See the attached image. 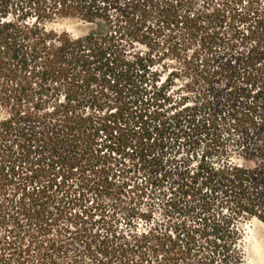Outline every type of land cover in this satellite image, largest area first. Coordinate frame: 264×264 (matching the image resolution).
I'll return each mask as SVG.
<instances>
[{"label": "trees", "instance_id": "1", "mask_svg": "<svg viewBox=\"0 0 264 264\" xmlns=\"http://www.w3.org/2000/svg\"><path fill=\"white\" fill-rule=\"evenodd\" d=\"M198 1L50 0L44 21L109 23L73 39L5 20L0 0V264H244L238 223H264V23L201 35L178 101L120 42L143 12L190 42L214 14ZM86 103L115 113L79 115Z\"/></svg>", "mask_w": 264, "mask_h": 264}, {"label": "rangeland", "instance_id": "2", "mask_svg": "<svg viewBox=\"0 0 264 264\" xmlns=\"http://www.w3.org/2000/svg\"><path fill=\"white\" fill-rule=\"evenodd\" d=\"M49 1L7 0L8 15L5 17V20H15V22L26 25L29 28L40 26L45 31L57 35L67 33L73 39L82 37L90 31L103 32L109 26L107 21L97 20L96 23H88L76 17H57L53 20L44 21V15L50 6ZM205 2L208 7V14L211 15L214 12L213 15L219 16V19L215 20V18H212V15L207 20V28L203 31L204 33L202 34L201 32L196 37L191 38L190 42L176 43L171 39L172 35L169 31L156 25L153 15L149 17L144 12L142 15L135 17L133 22L134 29L126 30V34L120 41L125 49L139 52L156 61L154 70L159 75V82L171 84L169 92L172 93V96L177 101L179 97H193L192 92L188 90L192 87L191 84L194 82L196 76L195 72L191 69H195V63L200 58L198 56L202 54L203 44L199 43L201 35L208 32L218 38L227 40L241 37L242 33L247 35L248 33L246 34V32L250 31L248 38H251V30L257 29L264 23V0H205ZM197 4L201 5L202 0H199ZM118 12L110 11L109 14L112 16L110 17L112 21L117 17ZM172 42H175V45ZM243 43H245V50L250 49L253 45V42L245 37ZM217 50L220 53V50ZM99 86L100 83L93 84L90 86V90H100ZM216 87L220 89L223 88V85L217 84ZM63 95L64 89H60L57 93L58 98L62 99ZM83 95L87 96V91L83 92ZM110 97L112 98L113 96L111 95ZM190 101L191 98L187 100V103H190ZM80 111L86 115L94 113V116L97 117L96 119H100L108 116L110 113H115V108L113 104L111 108L107 106L93 108L90 106V103H86L84 107L81 106L80 110L78 109L76 112L81 115ZM3 116H5V110L0 109V117ZM100 135H103L102 131ZM201 151V147L196 149V153L198 154ZM229 159L232 162L247 164L250 167L256 165L255 161H250L249 163L245 161L244 163L238 154L230 153ZM78 207L74 209L77 210ZM154 220L159 222L164 221L160 210L154 211ZM150 226L151 224L145 220L136 219L134 222V228L139 232L149 229ZM238 227L240 230L238 246L242 252L244 264H264V249L258 251L251 245V241H247V239L253 237L264 240V223L255 217H247L239 221ZM99 231L101 230L98 229L97 225L93 226V233H98Z\"/></svg>", "mask_w": 264, "mask_h": 264}, {"label": "bare ground", "instance_id": "3", "mask_svg": "<svg viewBox=\"0 0 264 264\" xmlns=\"http://www.w3.org/2000/svg\"><path fill=\"white\" fill-rule=\"evenodd\" d=\"M247 241H251V245L255 247L256 250L264 249V240L262 238H251L247 239Z\"/></svg>", "mask_w": 264, "mask_h": 264}]
</instances>
